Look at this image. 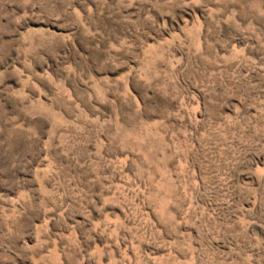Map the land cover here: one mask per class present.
Listing matches in <instances>:
<instances>
[{"label": "rangeland", "instance_id": "1", "mask_svg": "<svg viewBox=\"0 0 264 264\" xmlns=\"http://www.w3.org/2000/svg\"><path fill=\"white\" fill-rule=\"evenodd\" d=\"M0 264H264V0H0Z\"/></svg>", "mask_w": 264, "mask_h": 264}]
</instances>
